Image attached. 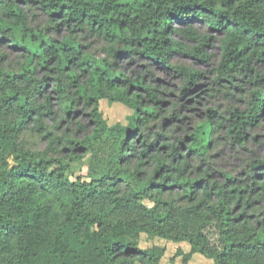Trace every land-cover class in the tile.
Wrapping results in <instances>:
<instances>
[{
    "label": "trees",
    "instance_id": "obj_1",
    "mask_svg": "<svg viewBox=\"0 0 264 264\" xmlns=\"http://www.w3.org/2000/svg\"><path fill=\"white\" fill-rule=\"evenodd\" d=\"M39 15L44 27L35 25ZM193 22L219 34L214 83L224 95L239 75L255 88L245 110L226 115L211 108L175 136L177 105L166 108L156 87L126 75L115 60L139 57L164 66L182 80L179 98L188 97L202 73L172 64L171 55L208 61L204 47L216 38L205 35L184 48L175 36L198 39ZM60 29L66 34L50 36ZM85 34L105 43V58L84 51ZM0 44L19 52L9 62V54H0V264H160L164 250L141 249V233L186 241L189 251L176 252L183 264L195 254L213 264H264V160L233 174L216 167L213 152L219 139L245 147L248 129L264 116V77L254 69L264 58V0H0ZM102 99L134 111L126 126H104ZM80 105L92 134H63L71 121L83 130L75 120ZM62 122L67 127L59 135ZM27 134L45 148L28 147ZM95 145L106 157L95 155L89 182L71 181L69 163ZM52 192L70 208L42 202ZM91 201L127 219L106 226L80 208ZM174 221L185 230L167 231ZM208 227L217 231V243Z\"/></svg>",
    "mask_w": 264,
    "mask_h": 264
},
{
    "label": "rangeland",
    "instance_id": "obj_2",
    "mask_svg": "<svg viewBox=\"0 0 264 264\" xmlns=\"http://www.w3.org/2000/svg\"><path fill=\"white\" fill-rule=\"evenodd\" d=\"M45 18L41 15L38 16L35 25L44 27ZM192 30L196 32L198 39L192 37L183 36L181 34L175 36V40L179 41L184 48L191 49L198 45L199 39L205 35H211L216 37L210 43H207L204 47V52L209 56L208 61L196 60L183 53H174L171 55L170 62L176 65H186L192 67L202 73V77L199 81L198 87H195L192 93L188 96L190 100L183 104L182 101L187 100L188 97L179 98V88L181 86V78L175 75L172 71L167 70L164 66L158 65L154 62L148 61L139 57H127L117 58L115 64L126 75L131 77H143L145 83L150 86L156 87L160 91V98L163 100V104L166 108H169L170 103L177 105L178 117L181 118L178 123L179 126L175 130V136H183L186 134L188 128H191L192 124L205 117L207 110L213 108L219 112H223L228 115V110L232 108H240L245 110L250 98V92L255 88L253 82L249 81V77L239 75L236 80V86L229 85V93L225 96V89L214 83L216 74L214 68L217 66L221 58V48L219 42V34L207 28L204 24L199 22L192 23ZM50 36L60 38L66 34V31L60 29L57 33L54 31L49 32ZM81 44L84 51L94 54L97 57L105 58L106 48L105 43L94 35H81ZM5 48V45L0 44V54H9V61H16L19 56V52L12 51ZM254 69L264 77V58L262 61H258L254 64ZM253 74V73H252ZM42 75V73H40ZM252 79L256 80L253 74ZM224 83V81L221 83ZM194 95V96H193ZM193 97V98H191ZM168 106V107H167ZM100 111L102 114V122L105 127L111 128L116 124L126 126L129 122V117L132 116L134 111L117 102H109L106 99L100 101ZM75 120L84 125L83 130H79L76 126H73L71 121V127L69 131H65L66 122L61 123L59 128V135L69 134L72 137L84 138L87 135L92 134L93 125L88 115V109L83 106H78ZM174 128L175 125H173ZM172 125H167L166 128H171ZM248 144L245 147H239L236 143H232L230 140L219 139L214 154L216 156L214 162L218 169L231 172L233 174L242 173L248 166L249 162L254 159L264 160V116L259 123L247 131ZM222 135V134H221ZM27 141V146L35 150H42L46 144L43 140L27 134L24 136ZM99 145L94 146V151L87 152L83 156L69 163V167L66 170V175L71 181H83L89 182L91 175V164L96 162L95 155L102 159L106 157L104 151L99 150ZM81 154L83 152H80ZM10 165H14L13 160L10 158ZM47 204L56 207L59 211H63L70 208V204L65 198L59 197L58 194L52 192L49 196L42 200ZM148 206H153V203L146 201ZM80 208L90 214L97 217L101 222L106 225H113L114 223L124 221L126 215L115 211L112 207L101 201L85 202ZM172 234H177L185 230V226L180 222H172L167 226ZM206 235L212 243H217L218 234L215 228L208 227L206 229ZM141 249H147L154 246H158L164 250V255L160 261V264H183L182 256L177 255V250H181L187 253L190 249L189 244L186 241L175 242L163 237H158L153 234L141 233L136 239ZM188 264H213L212 260L207 259L199 254H195Z\"/></svg>",
    "mask_w": 264,
    "mask_h": 264
}]
</instances>
